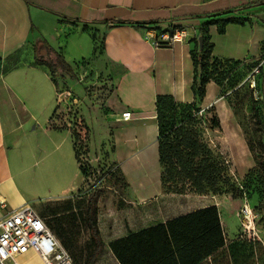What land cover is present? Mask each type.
<instances>
[{"label":"crops","instance_id":"obj_1","mask_svg":"<svg viewBox=\"0 0 264 264\" xmlns=\"http://www.w3.org/2000/svg\"><path fill=\"white\" fill-rule=\"evenodd\" d=\"M176 29L187 36L171 47L156 49L147 37ZM202 35L215 58L264 59V0H0V220L24 204L68 197L82 185L75 142L53 125L64 82L109 84L101 112L112 139L109 160L121 172L141 150L158 147V96L197 101L193 50ZM47 46L64 57L75 80L43 64ZM213 87L208 84L201 106L215 102ZM126 111L129 121L122 117ZM152 127L157 132L149 140ZM72 156L75 176L68 182ZM31 163L41 166L33 175ZM32 182L52 188L32 192ZM19 262L44 264L34 251Z\"/></svg>","mask_w":264,"mask_h":264},{"label":"rangeland","instance_id":"obj_2","mask_svg":"<svg viewBox=\"0 0 264 264\" xmlns=\"http://www.w3.org/2000/svg\"><path fill=\"white\" fill-rule=\"evenodd\" d=\"M257 63L239 60L220 84L214 82L215 102L200 105L204 140L224 159L234 188L216 196L167 193L156 145L121 166L130 182L114 171L112 139L101 112L109 84L104 79L75 85L62 81L65 91L53 125L75 141L86 173L78 190L58 200L98 192V223L106 243L96 264H235L230 245L248 239L264 248L259 208L264 201V67L257 77L261 86L251 88L248 79ZM213 117L219 120L217 129L211 125ZM156 132L150 128L148 139ZM72 159L68 182L75 176ZM30 166L29 175L41 167ZM74 181L81 182L80 172ZM51 188L50 183L32 182L29 190L47 194ZM51 203L32 206L43 215ZM246 204L252 208L249 217L243 213ZM78 239L83 259L90 241L86 227L80 228ZM262 254L257 246L254 264H264Z\"/></svg>","mask_w":264,"mask_h":264},{"label":"trees","instance_id":"obj_3","mask_svg":"<svg viewBox=\"0 0 264 264\" xmlns=\"http://www.w3.org/2000/svg\"><path fill=\"white\" fill-rule=\"evenodd\" d=\"M124 23V21L111 22V24ZM200 37L203 38V49L200 50L198 40L193 50L196 69L194 90L197 101L179 103L173 96H158L156 103L159 129L157 143L167 193L184 195L192 192L200 196L209 194L216 196L233 192L234 188H231L224 159L218 157L204 140L203 121L199 117L202 112L200 105L207 95L208 84L211 82L220 84L226 78L228 71H232L237 66L239 60L213 57L207 45V37L204 35ZM46 58L42 61L43 64H46L54 73H59L72 80L76 79L71 66L54 48L47 46ZM258 85L261 86L260 83ZM211 125L214 129L219 128V120L213 117ZM76 150L77 159L80 162L77 147ZM80 168L84 175L86 169L82 167V164ZM98 196V192L92 191L88 196L50 201L53 203L47 205L41 215L77 264H95L104 250L105 242L98 223ZM259 208L264 219V201ZM82 226L87 228L90 236L83 259L78 239ZM257 246L263 250L262 259H264V248L261 243L246 239L230 245L232 260L235 264H254ZM241 260L243 261L240 263Z\"/></svg>","mask_w":264,"mask_h":264},{"label":"built area","instance_id":"obj_4","mask_svg":"<svg viewBox=\"0 0 264 264\" xmlns=\"http://www.w3.org/2000/svg\"><path fill=\"white\" fill-rule=\"evenodd\" d=\"M187 30L176 29L173 35L161 33L148 34L156 49L171 47L175 42L184 41ZM264 67V59L258 60L257 65L248 76L251 88L258 86L257 77ZM255 97L257 93L255 92ZM125 121L132 119V112L122 114ZM5 205L4 201H0ZM243 213L246 217L252 215V208L244 205ZM34 251L44 264H77L71 253L63 246L32 204H24L0 220V264H20L19 257Z\"/></svg>","mask_w":264,"mask_h":264},{"label":"water","instance_id":"obj_5","mask_svg":"<svg viewBox=\"0 0 264 264\" xmlns=\"http://www.w3.org/2000/svg\"><path fill=\"white\" fill-rule=\"evenodd\" d=\"M203 38L202 37H200L199 38V48H200V50H202L203 49Z\"/></svg>","mask_w":264,"mask_h":264}]
</instances>
